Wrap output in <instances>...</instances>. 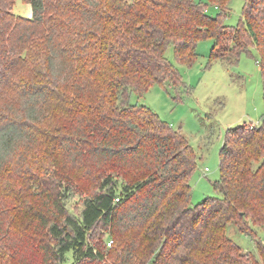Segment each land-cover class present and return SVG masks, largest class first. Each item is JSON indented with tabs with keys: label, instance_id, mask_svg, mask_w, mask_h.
Masks as SVG:
<instances>
[{
	"label": "trees",
	"instance_id": "obj_1",
	"mask_svg": "<svg viewBox=\"0 0 264 264\" xmlns=\"http://www.w3.org/2000/svg\"><path fill=\"white\" fill-rule=\"evenodd\" d=\"M24 1L32 18L12 13L16 0H0V176L14 156L37 148L39 134L48 138L47 151L58 147L108 167L79 213L60 189L43 201L37 229L46 263L254 264L228 228L264 227V114L228 129L214 183L222 196L193 205V146L130 97L155 83H184L166 51L173 45L191 64L205 36L215 38L212 56L230 66L255 46L264 88V0H245L238 26L221 19L231 0ZM205 1L221 12L211 15ZM16 95V107L5 109ZM52 163L58 160L44 161L48 175L33 179L36 186L53 184ZM68 185L64 198L74 193Z\"/></svg>",
	"mask_w": 264,
	"mask_h": 264
},
{
	"label": "rangeland",
	"instance_id": "obj_2",
	"mask_svg": "<svg viewBox=\"0 0 264 264\" xmlns=\"http://www.w3.org/2000/svg\"><path fill=\"white\" fill-rule=\"evenodd\" d=\"M205 2L209 4L211 15L221 12L219 7ZM244 5L245 0H231L228 12L221 17L223 24L238 26L244 17ZM11 10L16 16L32 18V6L24 0H16ZM231 41L225 39L220 49L222 53H229L227 48ZM214 45L212 36L197 39V56L191 64L182 63L174 46H169L166 56L178 68L184 83L177 87L155 83L143 95L132 92L130 97L131 103L150 107L162 120L180 130L193 146L197 155L196 168L191 175L193 205L207 197L222 196L214 183L221 178V148L228 129L244 123H257L264 114V88L257 48L252 46V53H243L239 63L230 66L212 56ZM10 99L13 100L2 104L5 109L9 104L16 107L19 102L17 95ZM47 139L39 134L37 148L33 146L32 150L23 151L17 159L14 156L1 173L0 219L4 222L0 223V264H47L42 250L45 237L37 229L38 213L47 211L43 208V201L60 189L62 201L69 210L79 213L86 193L93 191L100 174L108 172L104 163L91 156L76 159L58 147L47 151ZM33 152L35 160L28 156ZM23 153L28 157L22 158ZM41 157L43 163L39 162ZM53 159L58 160L48 166L54 172L48 179L53 184L45 183L44 188L36 186L33 179L48 175V171L42 169L44 161L52 162ZM27 167L32 171L30 176ZM206 167L209 168L207 171ZM66 185L74 187L71 188L74 192L71 198H64ZM250 224L253 228L243 233L231 223L228 236L251 255L250 263L263 264L264 227ZM108 240L112 241V238ZM89 264L114 263L106 257Z\"/></svg>",
	"mask_w": 264,
	"mask_h": 264
},
{
	"label": "built area",
	"instance_id": "obj_3",
	"mask_svg": "<svg viewBox=\"0 0 264 264\" xmlns=\"http://www.w3.org/2000/svg\"><path fill=\"white\" fill-rule=\"evenodd\" d=\"M217 7V6H216ZM207 11H209V9L207 8ZM209 168L208 167H206L205 168V170L207 171ZM119 198H117V200H118Z\"/></svg>",
	"mask_w": 264,
	"mask_h": 264
}]
</instances>
